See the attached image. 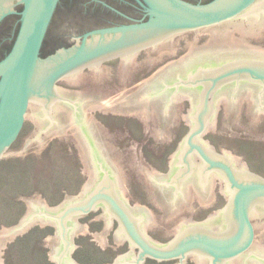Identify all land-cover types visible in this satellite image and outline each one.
Here are the masks:
<instances>
[{
	"label": "water",
	"instance_id": "water-1",
	"mask_svg": "<svg viewBox=\"0 0 264 264\" xmlns=\"http://www.w3.org/2000/svg\"><path fill=\"white\" fill-rule=\"evenodd\" d=\"M137 1L145 9L146 18L92 29L79 36L75 43L42 54L59 0H0V20L15 12V6L19 5L20 10V25L15 39L9 52L0 60V157L16 139L24 120L28 119L33 128L18 150L19 156L39 151L51 137L70 135L75 139L81 166L87 176L80 191L74 195L65 194L58 205L47 206L39 193L17 197L25 202L26 209L15 225L4 227L0 224V264H3V250L9 241L30 226L48 224L46 222L56 226V233L63 242V248H55L59 245L58 238L53 239L52 234L43 238L44 244L49 247L50 260L56 261L55 264H79L71 257L75 245L70 243L71 235L86 233L88 225L79 223L77 218L99 207L103 208L105 217L101 212L90 220L103 219V227L91 234V240L101 247L112 246L106 241L110 229L104 219L109 224L115 217L121 233L138 247V252L130 260L132 264H143L146 257L158 260L178 258L179 264H183L192 253L206 258L209 264H231L234 261H237L234 264H241V259L245 262L248 258L253 260L246 264L264 263V244L258 241V236L264 233V177L251 171L244 161L228 150L217 152L203 138L207 132L215 133L219 105H223L225 123L230 126L234 124L242 102H247L250 121L264 117V101L261 100L257 106V93H238L234 104L215 98L224 87L231 85H234V94L242 82L259 85L260 95L264 94V47L250 50L244 47L248 43L253 45L252 38L264 31V15L243 21L246 15L258 13L249 12L256 0L196 3L187 0ZM188 30L194 32H185ZM181 32H185L182 34L185 36L184 53L190 49L196 57L216 55L215 59H205V67L196 64V70L188 71L185 79L174 83L176 90L180 86L192 88L196 85L198 97L195 105L188 108V132L175 148L170 184L174 187L176 198L182 182L196 171L202 187L196 182V188L193 186V190H184L186 195L194 192V200L174 202L170 194L167 196L169 199L164 201L155 195L152 181L156 176L153 171L156 170L145 165L140 171L157 202L168 214L177 213L192 201H198L203 207L211 206L215 179L227 201L222 208L208 215L206 225L196 222L184 225L170 241L158 244L146 236L140 227L144 219L136 216L129 207L122 153L104 126L93 118V112L97 109L111 115L136 118L152 139L164 143L172 140L176 133L175 106L167 112L155 104L129 108L127 103L136 99L148 101L150 95L157 94L150 92L155 83L150 85L151 89L138 93L140 96L132 95V85L104 100L98 95L74 89L60 90L63 87L55 83L62 78L75 82L87 66L148 46L157 44L152 52L145 50L149 58L166 54L179 38L162 41ZM132 60L120 61L121 76L125 75ZM92 69L88 70L96 77L110 73V66L101 65ZM142 85L143 82L139 83V86ZM178 95L180 98L185 96ZM73 106L76 107L72 110ZM186 114L187 110L181 118ZM192 158L196 159V165ZM208 175L205 185L204 176ZM154 219L157 225L156 215ZM151 222L150 219L147 223ZM113 241H118L114 235ZM252 246L254 250H251Z\"/></svg>",
	"mask_w": 264,
	"mask_h": 264
},
{
	"label": "rangeland",
	"instance_id": "rangeland-1",
	"mask_svg": "<svg viewBox=\"0 0 264 264\" xmlns=\"http://www.w3.org/2000/svg\"><path fill=\"white\" fill-rule=\"evenodd\" d=\"M184 41L185 36H182L171 51L155 58H149L143 50L137 59L132 60L124 76H121L120 61H115L110 65L109 74L102 73L96 77L88 69H84L77 81L57 80L55 85L95 94L102 100L107 99L146 78L170 58L182 55L186 51ZM251 43L264 47V31L253 37ZM132 68L137 70L134 78ZM188 108L186 103L175 106L176 133L172 140L164 143L152 139L144 125L136 118L111 115L97 109L93 112V118L104 126L112 142L122 153L128 204L140 203L155 213L157 227L149 234L161 241L169 239L175 232L177 223L191 215L197 205L201 207L199 212L203 215L208 213L209 209L214 211L226 204V199L220 193L218 180L215 179L214 202L208 206V210L203 211L206 207L201 206L198 201H192L172 216L161 208L140 171L145 165L155 170H165L169 154L175 150L179 140L188 132L189 127L181 118V114ZM32 128V122L25 119L21 134L0 157V224L4 227L15 225L25 212L26 204L23 200L17 199L19 195L31 196L33 193H39L47 206H54L63 200L65 194H77L81 185L87 180L81 166L77 144L74 137L70 135L51 137L39 151L19 156L18 150ZM178 133L179 136H177ZM203 138L207 139L217 152L221 153V149L228 150L244 161L251 171L264 177V117L255 122L250 121L247 114V102L241 103L238 116L231 126L225 123L223 105H219L215 133L207 132ZM90 212L89 216L77 219L79 223L88 225V231L73 235V243L78 246L73 257L79 264L111 263L114 254L103 249L109 247H101L91 240V234L102 229L103 219H90L102 211L99 209ZM166 216L168 219L164 220ZM159 225H163V228L158 227ZM35 226L39 228L38 231L23 237ZM112 227L115 229L117 226ZM51 228L49 225L35 224L14 237L5 245L3 264H55L48 256L49 247L43 242L46 235H51L46 229ZM106 241L109 245H115L112 230H109L106 235ZM258 241L264 244V233L258 236ZM35 242H37L36 245ZM188 264L195 263L188 260Z\"/></svg>",
	"mask_w": 264,
	"mask_h": 264
},
{
	"label": "flooded vegetation",
	"instance_id": "flooded-vegetation-1",
	"mask_svg": "<svg viewBox=\"0 0 264 264\" xmlns=\"http://www.w3.org/2000/svg\"><path fill=\"white\" fill-rule=\"evenodd\" d=\"M190 2H207L209 0H187ZM264 0H256V3L253 4L249 8V12H258L257 14H249L246 15V17L243 19V21H249L250 19L257 18V17H262L264 15ZM19 5L15 6V12L6 15L3 19L0 20V60L5 57V55L9 52L11 49V46L13 44V41L15 39L16 33L18 31L19 25H20V15H19ZM147 16H145V9L138 3L137 0H59L58 5L56 7V10L54 12V15L52 17V20L49 24L46 38L44 40V44L42 47V54L50 53L55 50L56 47L60 46H66V45H71L75 43L76 39L81 36L82 34L96 28H101V27H108V26H113V25H120V24H126V23H132L136 20L144 19ZM228 23V22H226ZM185 32H194V30H188ZM185 32L177 33L166 40L162 42H168L171 39L174 38H181L182 34ZM157 45V44H156ZM148 46L146 48H142L134 53H124L121 55H116L112 57H108L106 59L101 60L99 63L87 66L84 69H92V67H98L101 65L104 66H110L112 65L115 61H125V60H130V59H137L138 56L141 54L143 50H149L152 52L154 47L156 46ZM245 49L250 50V48L253 47H258L260 48L261 46L259 45H250L245 44ZM212 57L215 59L214 56L210 54H206L205 58L204 57H196V54H192L191 50L189 49L186 53L179 55L174 58H170L163 64H161L158 68H156L152 73H150L146 78L140 80L138 83H135L132 87V95H139L141 92L146 90L147 88H150V85L152 83H155V87L153 90H150V92H156L157 94L153 96H149L148 101H136L133 100L130 103H127L129 105V108H134V107H141V106H146L148 105H156L158 107L162 106L164 112H167L168 109L173 108L174 106L177 105H182L183 103H186L189 108L196 103V98L197 96V90H196V85L192 88L190 87H185V86H180L177 90L175 89V82H177L179 79H185L184 77L186 76L185 74L189 72H193L196 70V64H203L202 66L205 67L206 58ZM210 60V59H207ZM196 61H198L196 63ZM192 69H194L192 71ZM81 70V71H82ZM93 70V69H92ZM79 71V72H81ZM132 77L135 76V72L137 73V70L135 68H132ZM73 76V74L71 75ZM69 77V76H68ZM134 78V77H133ZM132 78V79H133ZM63 79V78H62ZM60 79V80H62ZM131 79V80H132ZM67 82H69V79H66ZM144 85L139 86V83ZM71 86V85H70ZM59 88V87H58ZM60 90H68L67 88H59ZM151 89V88H150ZM233 89L234 85H231L229 87H224L218 95L215 96V98H218L219 100L222 99L226 101H231L233 104L237 102L235 99L236 94L241 93V92H247V93H257V106L260 105V101H264V94L261 96L260 95V86L255 85L253 83L249 82H242L240 84V88L233 94ZM139 93V94H138ZM181 95L185 94L183 97H179L178 94ZM140 96V95H139ZM137 97V96H136ZM139 98V97H138ZM230 102V103H231ZM254 103V102H253ZM147 105V106H148ZM73 106L72 110L74 109ZM29 108V106H28ZM28 111V110H27ZM27 115V114H26ZM187 119L190 120V116H188V109H187V114L182 116V120L184 123L189 127V123ZM24 124V123H23ZM23 127V125H22ZM21 130L18 133L16 139L19 137L21 134ZM179 136V133L177 134ZM176 136V137H177ZM185 136V135H184ZM183 136V138H184ZM175 137V138H176ZM181 139V141L183 140ZM15 139V140H16ZM14 140V141H15ZM179 142V144L181 143ZM209 142V141H208ZM179 144L177 145L176 149L178 148ZM214 147V146H213ZM168 148V147H167ZM215 148V147H214ZM176 149L172 152V154L169 157V161L167 164V167L165 168L164 171H153L156 176H154L153 179V184H154V191L155 195L157 197H161L162 200L166 201L169 199L167 197L168 195H172L175 201H180V200H194V192H191L190 195H186V192L184 191L187 188H190V190H193L194 187L196 188V182L198 186L202 187L201 182L198 181V176L196 174V171H193L190 175L188 176L181 184V189L178 191V196L175 198L174 194V187L172 184H170V176L174 172V168H172V160L174 159L173 155ZM194 165H196V159L192 158ZM246 165V164H245ZM247 168H250L248 165H246ZM163 169V168H162ZM195 169V167H194ZM213 173H211L212 175ZM209 175L204 176L206 180L205 185H207ZM220 179V178H219ZM194 186V187H193ZM83 191V190H82ZM85 193V192H83ZM209 198V197H208ZM227 201V198H225ZM186 201V202H187ZM173 202V203H174ZM208 202L210 203V199H208ZM226 203V202H225ZM130 209L132 212L136 215L139 216L141 219H144L140 222V227L142 230L146 233V236L153 241L154 243L158 244H164L170 241L176 232L182 228L184 225H190L196 222V224H207V218L208 215L213 211L209 209V207L203 209V211H206L209 209L208 213L201 214L199 211L201 210V207L199 205L196 206V210L191 213L188 217L182 218L179 223H177L176 227L177 229L175 232L172 234V236L168 239L165 240H157L153 238L149 232L154 231V228L157 227V225L154 223V213L151 212V210L148 207H145L144 205H141L140 203H135L134 205H129ZM101 210L102 215H104L103 208L99 207L96 210ZM91 212L80 215L79 217H86L89 216ZM177 213L172 214V216H175ZM143 215V216H140ZM78 217V218H79ZM105 217V215H104ZM77 218V219H78ZM101 218V217H100ZM152 220L153 222L147 223L148 220ZM168 216L164 220H167ZM105 220V224L108 226L110 230L113 231V235L117 238V242H115L114 246H110L108 249L103 248L106 250V252H112L114 254V257L111 259L112 263L109 264H132L130 263V260L132 256H135L136 253L138 252V247L133 246L129 239L125 237L123 233L120 231V225L118 220L115 217H112L111 220L108 223L107 219ZM112 222V223H111ZM253 222V219H252ZM48 224L44 225H49L52 227L51 229H46V231H49L50 234H52V238L56 239L58 238L59 240V245L57 247L63 248V242L59 238L58 234L56 233V226L53 225L50 222H46ZM41 226L43 224H40ZM117 226L116 229H114L112 226ZM158 227L163 228V225H159ZM76 231V228L74 229ZM255 230V237H256V229L254 226ZM73 234L71 235L70 243L73 244ZM78 246L74 245L73 251L71 252V257H73V253L75 249ZM54 248V249H55ZM253 249V246L251 248ZM254 257V256H251ZM76 258V257H75ZM75 260V259H74ZM188 260L192 261L195 264H209L210 262L203 257H200L199 255L192 253L189 254L186 259L183 261V264H188ZM253 258H248L247 261H239L241 264H246L248 261H252ZM56 262V261H55ZM75 262H77L75 260ZM237 261L232 262L231 264H234ZM78 263V262H77ZM179 264L178 258L175 259H170V260H158L152 257H146L143 264ZM93 264V263H92ZM259 264V263H258ZM264 264V263H260Z\"/></svg>",
	"mask_w": 264,
	"mask_h": 264
},
{
	"label": "trees",
	"instance_id": "trees-1",
	"mask_svg": "<svg viewBox=\"0 0 264 264\" xmlns=\"http://www.w3.org/2000/svg\"><path fill=\"white\" fill-rule=\"evenodd\" d=\"M37 229L39 230V228H38L37 226L31 228L30 230H28V232H26V233L23 235V237H28L32 232H35ZM38 230H37V231H38ZM41 231H42V230H41ZM35 241H36V240H35ZM34 244L36 245L37 242H35Z\"/></svg>",
	"mask_w": 264,
	"mask_h": 264
}]
</instances>
